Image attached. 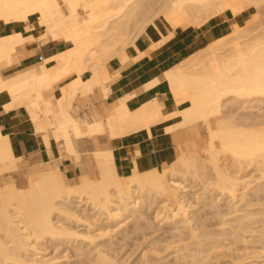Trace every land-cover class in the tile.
<instances>
[{"label":"bare ground","instance_id":"obj_1","mask_svg":"<svg viewBox=\"0 0 264 264\" xmlns=\"http://www.w3.org/2000/svg\"><path fill=\"white\" fill-rule=\"evenodd\" d=\"M258 2L256 1L252 4L255 5V3ZM245 3L246 2L244 0H0V23L27 21L30 15L36 14L35 22L29 24L27 28L30 29L39 27L40 29L37 33L29 36H24L18 32L16 34L0 37V90H4L10 96L11 103L8 102V104L11 105V107L12 105L14 107L15 105L16 107H18L20 106L18 105L20 103L25 104L28 109V117L33 122L36 130L41 132L42 138L46 145L49 144V140L52 138L58 143V147L62 148V150L64 149L67 153L72 154L75 159H79L80 156L78 154L76 144L77 138L81 135L92 133L96 134L97 132L106 131H108L110 136L114 134H123L129 129L132 128L133 130L135 129L134 127L140 125H147L148 128L149 123L154 124V122L158 120H164L165 118H169L174 115H176L177 117V122L174 125H171L168 128L169 130L172 127H180L186 123H192L194 120H199L200 122H202V126L207 132L205 143L201 145V149L204 155L202 158L198 157V154L193 157H187L183 152L181 156H179L174 162H172L164 169H153L144 172L134 171L132 175L122 176L117 172V169L113 163V155L110 148H108L107 146H103L100 149L94 150L92 153V159L97 165L96 178H93V171H89V168H87V164L81 163V174L77 176L74 184L68 185L67 177L65 176L64 172L59 170L58 162L56 160L48 162V166L44 170L29 174L30 176L28 178L27 187L19 188L15 186L13 179L11 181L8 180V178L0 185V264L8 263L9 259L15 261V264H42L43 260L41 259L40 263L38 262L39 259H34L35 257L33 259L32 257L28 259L29 257L27 256V253L26 256L28 258L24 256L25 252L22 256V254L20 253V249L22 250L26 248L25 250L35 251L37 250V246L39 244L37 240L41 236L44 235L43 237H45V235L47 236L48 234H51V236H53V234H56L55 237H57L58 234L62 235L69 233L70 227H65L67 225L64 226L62 224L61 218L64 215L67 218L72 216L75 217L76 220H83V218L78 217L77 213L75 212L78 209L80 202L92 204V206L96 207L97 210L99 208V210L107 212V214L112 219V217L119 218L120 215L124 213V211L126 212L131 209L137 208L143 205V203L147 204L148 202L149 204L150 202L152 203L153 200L155 202V197H158L160 198V202H162L160 204L164 205L160 206H162L163 208L165 206H169V209L171 208L170 210H172L171 215L176 217L178 212H181L180 210L183 209L182 211H184V208H182L183 206H181L182 202L180 201V198L182 192H184L185 190V188L183 190L184 185H181V182L183 181L182 178L185 179L183 175L185 174L183 173L185 171L186 173L188 172L189 175L190 173H192V176L194 173H198L197 171L200 167L201 169H203L204 167L206 170V165H209L216 175V188L218 187V184L219 187H221L220 189L222 191L226 189L231 193L230 195L232 196V199L235 195V193L233 194L232 192L236 191L235 186L238 185V182L237 179L235 180L236 177L232 175V171H229L231 173L229 174V166L237 165L238 168L241 169L242 167L243 170L244 167L242 165H245V167L247 165L246 168H249L248 166H251L253 164L252 166L256 165V169L259 172L261 171V177H264V125H262L263 127L260 126V124L258 126H251L252 124L249 122L251 124L249 125V123L247 122V126L249 125L251 127H245L244 124H242L243 127L241 124L240 127H237V123L235 124L234 122H232V118L229 117L230 114L228 116H222L224 103L229 98H232L234 100H246V98L251 99L252 97H264V31L261 34L258 32V35H255L256 33L252 35L250 29V31H246L238 27L235 23V20L231 21L232 28L227 34L209 41L204 46L201 45L202 47H198L192 50L189 56L182 60L180 64L172 67V69L165 73L167 83L169 82L168 84L170 85V87L169 85L168 87L172 91L177 102H187L186 107H184L182 110L175 113L173 112L174 114L171 112L173 115H163L160 110V106L156 101L149 102L143 105L141 108L139 106V109L137 108L138 110H134V112L128 111L125 107L126 105H124L122 102V104L118 106H112L110 114L105 121L98 120L93 121L92 123H87L85 120H81L75 117V115L73 116L72 114L74 112L72 109V114H70L69 111L66 112L65 109L67 108L66 106L71 105V101L78 91H80V93L82 92L83 94H87L86 92L90 90L93 85H98L103 89V92H106L104 84L107 77L104 76V71H107L105 69L107 65H105V63L111 56L116 54L120 55V52L125 48V46H127L128 44H132L137 38L140 31L142 32L146 25L150 23L151 20L154 19V17L163 16L171 28L186 26L196 27L202 25L210 17L219 15L225 10H227V12L229 10L232 14H234L236 9L243 8V5ZM258 5L259 4H257V6ZM147 13L149 14L148 16H146ZM138 15H141V17ZM138 17L141 18V20H138ZM237 17L238 16H234V19H236ZM225 30L227 31L228 29ZM254 30L256 31V29ZM248 34L252 35V37ZM163 37L165 39L166 36ZM163 37L161 40H163ZM27 40H39L40 42L49 40L52 42H63L66 44V47L64 50L52 57L53 61H56V65L51 68L42 65L41 67H39L40 71L38 69H33L18 71L7 76L4 75L1 71V67L5 64H12L15 59L19 58L14 55V52L21 43ZM153 45L157 46L158 44L155 45L153 43ZM133 47L135 48V46ZM85 69H89L92 72V75L88 80H82L80 77L81 73ZM74 72L77 74L76 78H73L70 83H67V86L65 88L61 87V96L59 98H56V101L53 100L54 90L52 84L59 77ZM157 82L158 80L156 82L155 80H153L151 82V85L153 86ZM6 105L7 103L5 104V106ZM55 108L57 109V111H55ZM7 109H10V107L7 106ZM236 118H233V121L236 120ZM262 123H264V121ZM18 160L19 157L14 156L7 137L0 136V173L3 174L4 172L16 171V163ZM232 168L230 169L233 170L234 168ZM201 169L199 170L200 172ZM180 172H182L183 174ZM239 172L240 171L238 170L236 174H238ZM179 173L183 175L180 179L182 180L181 182L177 179ZM35 175L37 177H31ZM189 175L187 176L189 177ZM213 182H211L210 184L214 185L215 182ZM207 184H209L208 181ZM148 197H152L154 199L152 200ZM242 198H244L243 195ZM149 199L152 201H150ZM70 204L77 205L75 211L72 210ZM145 204L144 206H146ZM83 205L85 206L84 203ZM149 205L152 206L151 204ZM244 214L250 215L251 213L246 212ZM252 214L255 213L252 212ZM60 215H62L61 218ZM157 215L158 214H155L156 217ZM220 215L222 216V214ZM257 215L259 214L257 213ZM91 217L93 222L97 220L95 218V214L91 215ZM250 217L252 216L250 215ZM141 218L144 219V217L142 216ZM249 219L251 218H248V220ZM225 221L227 222V220ZM249 221L251 222V220ZM230 222L231 220L229 221V223ZM183 223L184 225H186L185 222ZM248 223L249 222H246V224ZM254 223H256V221ZM258 224H260V222ZM93 225L94 224H92L91 226ZM248 225H244L243 227ZM221 226L222 225H220L219 227L222 228ZM194 228L196 227L194 226L193 229ZM197 228L199 227L197 226ZM68 229L69 231L66 232V230ZM249 229L253 230L252 228ZM227 230H229V228ZM242 230L244 231V229ZM202 231L204 232L206 230ZM73 232L76 233L74 229ZM186 232H190L189 229ZM245 232L244 234H246ZM70 233V235H72L73 237L79 235L78 233H76V235L74 233L73 235L72 231H70ZM180 233L182 232L180 231ZM213 233H215V231ZM219 233L221 234V232ZM236 234L240 233L237 232ZM216 236L220 237L217 234ZM236 236L235 238H237ZM7 237L10 238L6 241L5 238L7 239ZM36 237L38 239H36V242H33V239ZM190 237L194 236L191 235ZM242 237L244 236L242 235ZM251 238L253 240V237ZM199 239L201 238H198V240ZM259 239L263 238L261 237ZM178 240L180 239L178 238ZM239 240L240 239H238L237 241ZM193 241L195 240L193 239L191 241V244H193ZM208 241L212 242L213 240L208 239ZM214 241H216V238L214 239ZM7 242L11 243H9L8 245ZM218 243L220 242H217V244ZM236 243L234 245H236ZM181 244H183L182 246H184V244L186 243H183V241H181ZM207 244L210 243L208 242ZM214 245L210 246L211 248H213V251L215 250L214 247H216ZM24 246L26 247L23 248ZM222 246L223 243L220 247ZM181 247H178V249L180 250ZM220 247L218 246V248ZM228 247L229 245L226 246V248ZM185 248L184 252L186 250ZM211 248L208 250L210 251ZM232 248H234V246ZM182 249L183 247L181 248V250ZM97 250H95L96 253ZM181 250L177 251L181 252ZM189 250L187 252H190ZM187 252L186 254H189L191 256V254ZM35 253H37V251H35ZM193 253L195 254V252ZM100 254L102 253L100 252ZM184 254L185 253H183V255ZM203 254L204 252H202V255L199 256H203ZM181 255H178V257L182 258ZM175 256L177 255L175 254ZM196 256L193 257V259L196 258ZM102 258V256L98 255V258L96 259V261L98 260L97 263L96 261L91 262V260L89 261V263L91 262L92 264H98L100 262L101 264L102 262V264H105V262H107L106 260H109V258L106 257V259L103 258L104 260ZM237 258L239 259V257ZM99 260H103L105 262L103 263V261ZM180 261L182 260L180 259ZM199 261L201 260L199 259ZM109 262L111 261H108V263ZM116 262L118 261H115V263ZM44 263H46V260ZM152 264H155V262ZM233 264H235V261ZM236 264H238V261Z\"/></svg>","mask_w":264,"mask_h":264},{"label":"crops","instance_id":"obj_2","mask_svg":"<svg viewBox=\"0 0 264 264\" xmlns=\"http://www.w3.org/2000/svg\"><path fill=\"white\" fill-rule=\"evenodd\" d=\"M32 16L36 18V14H33L28 17L27 21L0 23V37L18 32L24 36L37 33L39 27L27 28L29 24L35 22V19H31ZM207 20L196 27L171 28L163 16H156L142 32L140 31L133 42L134 44L132 43L133 45L128 44L129 46H125L120 55L111 56L105 63L107 65L105 68L107 71H104V76L107 77L104 84L106 92H103V89L98 85H93L90 89L92 91L88 90L87 94L78 91L73 97L71 105L66 106V112L69 111L70 114L74 112L73 116L92 123L98 120L105 121L112 106H118L122 102L130 112H134L139 109V106L141 108L152 101L159 104L163 115H171L173 112L182 110L186 107L187 102H177L169 89L170 85L169 82L167 83L165 73L180 64L192 50L227 34L232 28L231 21L235 19L229 10L228 12L225 10L218 16L210 17ZM163 36H166L167 40ZM162 37L165 41L161 40ZM152 42L158 45L154 46ZM65 47L66 44L63 42L27 40L21 43L14 52V55L19 58L15 59L12 64L3 65L1 71L7 76L24 70L38 69L40 71L39 67L42 65L51 68L56 65V61H53L52 57L64 50ZM91 75V70L85 69L80 77L82 80H88ZM76 76L75 72L67 74L59 77L52 84L53 100L56 101V98L61 96V87L65 88L67 83H70ZM156 78L158 82L152 86L151 82L153 80L156 82ZM10 101V96L4 90H0V136L7 137L14 156L19 157L16 170L23 167L28 174L44 170L47 168L48 162L55 160L58 162L59 170L64 172L65 176L66 174L80 175L81 163H86L89 171H92L91 169H94L96 165L92 159V153L103 146L110 148L113 163L117 172L122 176L132 175L134 171L164 169L183 152L187 157L198 154L196 151V129L202 126V122L194 120L192 123L172 127L169 130L168 128L177 122V117L174 115L164 120H158L154 124L149 123V129L147 125H140L134 127L135 131L131 128L130 131L124 132L125 134L111 135L113 137L109 135L108 131L81 135L77 138L76 144L80 158L75 159L72 154L58 147V143L52 138L46 145L41 132L36 130L28 117V109L25 104L20 103L18 104L20 106L17 105L18 107L16 105L11 107L8 104V102L11 103ZM7 106L10 109H7ZM55 111H57L56 108Z\"/></svg>","mask_w":264,"mask_h":264},{"label":"rangeland","instance_id":"obj_3","mask_svg":"<svg viewBox=\"0 0 264 264\" xmlns=\"http://www.w3.org/2000/svg\"><path fill=\"white\" fill-rule=\"evenodd\" d=\"M244 1L246 2L243 5L244 7L243 8H237L233 14V16H235V17L238 16L237 18L239 19L238 21H237V18L235 19L236 25L238 27H240L241 29H244L246 31L251 30L250 32H252V35H254L255 33H256L255 35H258L259 33L260 34L263 33V31H264V28H263L264 27V0H259V2H258V0H256L258 3H255V5L257 6V4H259L257 7L254 4H252V3L256 2L255 0H244ZM261 3H262V5H261ZM148 13H151V12H148ZM148 13L146 14V16L149 15ZM138 16L141 17V15H138ZM214 16H218V15H214ZM31 19L34 20L35 16H32ZM137 19L141 20V18H139V17ZM250 25H251V27H250ZM254 29H256V31ZM248 35L252 37V35H250V34H248ZM231 99L232 98H229L225 101L224 107H223L224 110H222V112H223L222 116H225V115L228 116L230 114L229 117L232 118V122H234L235 124L237 123V127H240V124L241 125L244 124L245 127H248L251 124H252L251 126H253V125L258 126L259 124H260V126L264 125V123H262L264 121L263 120L264 119V97H252L251 99L246 98V100L245 99H235V100L232 99L231 100ZM229 100H231V101H229ZM226 113H228V114H226ZM233 118L234 119L236 118V120L233 121ZM259 121H261V122H259ZM247 122L248 123L250 122L251 124L249 123V125L247 126V124H248ZM238 123H239V125H238ZM251 126H249V127H251ZM242 127H243V125H242ZM196 132H197V134H196L197 135L196 136V139H197L196 151L198 152L197 156L202 158L204 155H203V151L201 149V145L205 143L207 132L203 126H200L198 129H196ZM87 156H90V155H87ZM252 165L248 166L249 168H246L247 165H246V167H245V165H242L245 168V169L243 168L244 171L242 170V167L240 169L237 167V165H235V166L231 165L235 170L231 166H229L233 170L228 168L229 169L228 172L232 171L231 172L232 175L234 177H236L235 180L237 179V182H238V183L236 182L238 185L235 186L236 191L234 190L235 192H232L233 194L235 193V195H236V196L235 195L233 196V199H232V196L230 195L231 194L230 192H228L226 189H225L226 191L225 190L222 191L220 189L221 187H219V185L217 184V186L219 187V188L217 187L219 189V191H218V189L215 186L216 182H217L216 181L217 179L215 178L216 175L212 171V169L210 168L209 165H206L207 167L205 166L206 170L204 167H203V169H201V167H200L197 171L198 173H194L195 176H194V174L191 176L192 173H190V175H189V173L187 172L188 173L187 174L186 171L183 172L185 174L180 172L184 175V178H185V179H183L181 177L183 175L180 173L177 176V179L180 182L183 180L181 182L182 183L181 185H184L183 190L185 188V190H184V192H182V195L180 198V201L182 202L181 206H183L182 208H184V211H182L183 209L181 208L182 209V210H180L181 212L180 213L178 212L176 217L171 215L172 210H170L171 208L169 209V206H165L166 207V208L164 207L165 210L162 206H160V205H163V204H160V203H162V202H160V198L155 197L156 200L154 202V200H153L154 198H152L153 196L148 197V198L153 200L152 201L149 199L150 201H152V203L151 202L149 203L152 206H150L148 204V202H147V204L143 203V205H141L137 208L131 209V210L126 211V212L124 211V213H122L120 215V217L118 216L119 218H113L112 217V219L107 214V212H105L103 210H99V208L97 210L96 207H93L92 204H90V203L88 204V203L83 202L85 204V206H84L83 203L80 202L79 206H81V207L78 206V209H77L78 211L76 210V208H77L76 204H70V207L72 208V210H74V211L76 210L75 212L77 213L78 217L83 218V220H81L80 218L79 219L81 221L76 220V218L72 217V216L67 218L64 215L63 216L60 215V218L62 216V218H61L62 224L64 226L67 225L65 227L69 226L70 231H72L73 235L75 233V232H73V229H74L76 231V233H78L80 236L77 235V236L73 237L72 235H70L71 233H70L69 229L66 230V232L69 231V233L62 234L63 236L61 234H58L57 235V237L59 236L58 238L55 237L56 234L55 235L53 234V236H51V234L50 235L48 234L47 236L45 235V237H43L44 236L43 235V236H41L42 238L40 236H38L42 240L40 238L38 239L37 237L34 238L35 240L33 239V242H36V239H38L37 241L39 242V244L37 246V250H35V251H37V253H35L34 250H32V251L31 250H25L26 246L23 247L25 249H22V250L20 249V253L22 254V256H23L24 252H25L24 256H26V253H27V256L29 258L27 256L26 257L28 259H30L31 257L33 259L35 257L34 259H36V260L41 259L44 262L46 260L47 264H49L50 262H53L50 264H87V263L90 264L92 261H96V259L98 258V255L102 256L103 258H105V257L109 258V260L108 259L106 260L107 262L103 261L104 260L103 258H102L103 260H99V261H103V263L105 262V264L108 263V261H111L108 264H111V263H113V264H119V263H121V264H142V263L147 264L150 262H151L150 264H152L154 262H155V264H166V263L167 264H175V263L176 264H218V263L219 264H233L234 261H235V264L237 263V261H238V264H264V242H262V241H264L263 240L264 239V231H263L264 230V220H263L264 219L263 218L264 217L263 216L264 215V208H263L264 207V202H263L264 201V177L263 176L261 177V174H260L261 171L259 172L256 169V167H255L256 165H254V166H252ZM200 169H201V172L199 171ZM236 169H238L240 171L238 174H236L238 172V170H236ZM202 170H203V172H202ZM92 171H93V173H92L93 178H96L97 177L96 165L94 166V169H92ZM234 171H235V173H234ZM230 172H229V174H231ZM255 173H256V175H255ZM187 175H189V177ZM29 176L30 175L26 172L25 168L19 167L18 170L14 171V172H10V173L5 172L3 174L0 173V185L9 178L8 180H11V181L13 179L15 186H17L19 188L20 187L24 188V187L28 186ZM31 177H37V176L35 175V176H31ZM66 177H67L68 185L74 184L76 181V178H77L76 175L70 176L69 174H66ZM181 178H182V180H180ZM185 180H186V182H185ZM207 181L209 184L211 182H213L214 185L213 184H210V185L207 184ZM259 184H260V186H259ZM260 188L261 189L263 188V189L261 190ZM185 191H186V193H185ZM226 192H228V193H226ZM243 193H246V194H243ZM242 195L244 198H242ZM228 201H230V202H228ZM211 202H213V203H211ZM81 203H82V205H81ZM252 203H254V204H252ZM144 204L146 206H144ZM213 205H215V206H213ZM251 206H252V208H251ZM167 207H168V209H167ZM258 208L261 210H259ZM84 209H87V210H84ZM262 209H263V211H262ZM210 210H211V212H210ZM170 211H171V213H170ZM244 211H246L247 213H251L250 215L252 217H250L249 214H244V213H246ZM251 211L254 212L255 214H252ZM242 212H244V213H242ZM260 212H261V214H260ZM93 213L95 214V218L97 219L94 222L92 221V217H91V215H94ZM257 213L259 215H257ZM155 214H158L157 217L155 216ZM217 214H218V216H217ZM220 214H222L223 217ZM241 215H243V216H241ZM98 216H100V217H98ZM141 216L144 217V219L141 218ZM226 216H228V217H226ZM84 217H86L88 220ZM241 217H243V218H241ZM63 218H64V220H63ZM218 218H220V219H218ZM224 218H225V220H227V222L224 220ZM248 218H251V219H249V220H251V222L248 220ZM73 219H74V221H73ZM222 219H223V221H222ZM230 220L232 223H235V224H232L231 222L229 223ZM75 221H76V223H75ZM88 221H90V222H88ZM220 221L225 222V223H222ZM255 221H256V223H254ZM183 222H185L186 225H184ZM246 222H249L248 223L249 225L246 224ZM259 222H260V224H258ZM187 223H189V224H187ZM251 223H252V225H251ZM92 224H94V225L91 226ZM88 225H90V226H88ZM220 225H222L221 226L222 228L219 227ZM223 225L225 226V228ZM244 225H248V226L243 227ZM138 226H140V227H138ZM189 226H191V227H189ZM194 226L196 228L193 229ZM197 226L199 228H197ZM181 227H182V229H181ZM247 227H248V229H247ZM71 228H72V230H71ZM228 228H229V230H227ZM230 228H232V229H230ZM249 228H252L253 230H251ZM188 229L191 233L186 232V231H188ZM222 229L224 232L222 231ZM242 229H244V231ZM202 230H206L207 233H210V234H207L206 231L203 232ZM180 231L182 233H180ZM214 231H215V233H213ZM218 231L221 232V234ZM229 231H231L233 233L234 237H233L232 233ZM202 232H203V234H202ZM237 232L240 234H236ZM244 232L247 235L244 234ZM249 232H250V234H249ZM76 233H75V235H76ZM87 234H88V236H87ZM197 234H198V236H197ZM216 234L219 235L220 237L216 236ZM226 234H227V236H226ZM175 235H176V237H175ZM178 235H179V237H178ZM191 235L194 237H190ZM206 235L208 238L206 237ZM242 235L245 238L242 237ZM259 235H262V236H259ZM188 236L190 239L188 238ZM223 236L224 237L226 236V237L224 238ZM235 236L237 238H235ZM238 236H239V238H238ZM91 237H92V239H91ZM197 237L201 238V239L198 240ZM205 237H206V241H205ZM217 237H218L219 241L217 240ZM231 237H232V239H231ZM251 237H253V240ZM256 237H258V238H256ZM261 237L263 239H259ZM9 238L7 237V239L5 238V240L7 241ZM74 238H76V239H74ZM178 238L180 240H178ZM183 238H186V239H183ZM213 238L214 239L216 238V241L220 242V243H218L220 245H218L217 242L214 241ZM254 238L257 242L254 240ZM193 239L195 241H193L192 242L193 244H191V241ZM208 239L209 240L212 239L213 241L210 242V241H208ZM233 239H234V242H233ZM238 239H240V240L237 241ZM223 240H224V242H223ZM244 240H246V241H244ZM170 241H172V242H170ZM181 241H183V243H186V244H184V246H182L183 244H181ZM196 241H198V242H196ZM235 241L238 243H236ZM48 242H49V244H48ZM208 242L210 244L212 243L211 244L212 246L216 242L214 246L217 247V250H216V247H214L215 250L213 251V248L210 247L211 245L207 244ZM252 242H254V243H252ZM7 243L9 245V243H11V242H7ZM196 243H198V244H196ZM222 243H223L224 248H223V246L220 247ZM235 243H236V245H234ZM244 243H246V244H244ZM193 245H195V246H193ZM202 245H203V247H202ZM205 245H206V248H205ZM228 245H229V247L226 248V246H228ZM40 246H42V247H40ZM168 246H170V247H168ZM177 246L178 247L182 246L183 251L181 250V248H182L181 247L180 248L181 252H178L180 250L178 249ZM218 246L220 248H218ZM233 246H234V248H232ZM184 248L186 249L185 252H184ZM187 248H188V250L190 249L189 250L190 252H187L188 251ZM210 248H211V250L209 251L208 249H210ZM38 249H39V251H38ZM200 249H202V250H200ZM23 250H25V251H23ZM95 250H97V253ZM155 250H156V252H155ZM218 250H220V251H218ZM172 251H173V253H172ZM191 251H192V253L195 252V254L194 253L192 254ZM198 251L200 254L198 253ZM100 252L102 254H100ZM176 252H178V253H176ZM182 252L185 254L183 255ZM186 252L190 253L191 256L189 254H186ZM202 252H204L203 256H199V255H202ZM106 253H107V255H106ZM175 254L177 256H175ZM178 255L179 256L181 255L182 258H179ZM88 256H90L94 260ZM109 256L110 257L112 256V257L110 258ZM157 256H158V258H157ZM185 256H187V257H185ZM195 256H196V258L193 259V257H195ZM39 257H41V258H39ZM147 257H148V259H147ZM183 257H184V259H183ZM191 257H192V259H191ZM230 257H231V260L233 259L232 261L230 260ZM237 257H239L240 260ZM186 258L189 260H187ZM110 259H112V260H110ZM180 259L182 261H180ZM199 259L201 261H199ZM202 259H204V260H202ZM39 260H38V262L40 263L41 260L40 261ZM87 260H88V262H87ZM90 260H91V262L89 263ZM174 260H175V262H174ZM43 261H42V264H46ZM97 261H96V263H97ZM115 261H118V262L115 263ZM15 263H16L15 261H12L9 259L8 263H6V264H15ZM98 264H100V262ZM101 264H102V262H101Z\"/></svg>","mask_w":264,"mask_h":264}]
</instances>
